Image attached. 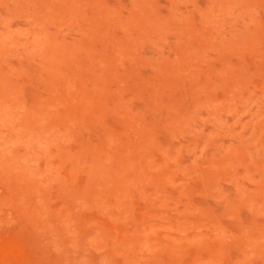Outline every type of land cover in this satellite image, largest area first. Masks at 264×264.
I'll use <instances>...</instances> for the list:
<instances>
[{"label": "rangeland", "instance_id": "374dc122", "mask_svg": "<svg viewBox=\"0 0 264 264\" xmlns=\"http://www.w3.org/2000/svg\"><path fill=\"white\" fill-rule=\"evenodd\" d=\"M0 264H264V0H0Z\"/></svg>", "mask_w": 264, "mask_h": 264}]
</instances>
